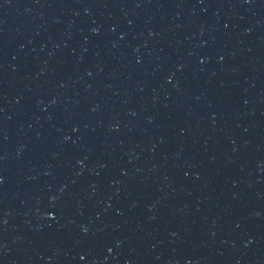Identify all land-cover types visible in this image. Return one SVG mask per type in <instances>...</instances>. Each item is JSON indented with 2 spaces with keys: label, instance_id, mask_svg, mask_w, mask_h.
I'll list each match as a JSON object with an SVG mask.
<instances>
[{
  "label": "water",
  "instance_id": "obj_1",
  "mask_svg": "<svg viewBox=\"0 0 264 264\" xmlns=\"http://www.w3.org/2000/svg\"><path fill=\"white\" fill-rule=\"evenodd\" d=\"M124 0H0V35L19 31Z\"/></svg>",
  "mask_w": 264,
  "mask_h": 264
}]
</instances>
